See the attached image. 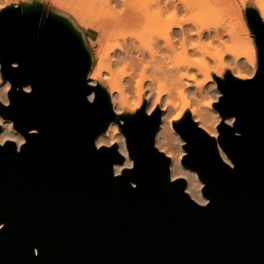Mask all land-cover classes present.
<instances>
[{"label":"water","instance_id":"obj_1","mask_svg":"<svg viewBox=\"0 0 264 264\" xmlns=\"http://www.w3.org/2000/svg\"><path fill=\"white\" fill-rule=\"evenodd\" d=\"M246 15L264 68V22L255 9ZM85 53L59 19L40 20L33 8L0 12V64L11 85L0 114L25 138L19 152L14 141L0 145V264H264V72L217 77V138L190 113L173 124L186 141L182 163L210 198L199 206L153 147L159 109L121 117L135 164L113 177L111 165L124 160L117 145L97 150L92 141L117 117L105 89L88 82Z\"/></svg>","mask_w":264,"mask_h":264},{"label":"clouds","instance_id":"obj_2","mask_svg":"<svg viewBox=\"0 0 264 264\" xmlns=\"http://www.w3.org/2000/svg\"><path fill=\"white\" fill-rule=\"evenodd\" d=\"M24 0H0V9H3L9 3L19 6ZM31 2V0H28ZM42 2V0H41ZM62 8H67L68 12H72L75 17L73 23L77 27L83 26L84 28L89 25L81 19L75 12L72 11V7L68 5H60ZM237 9V17L239 18V24L243 27L245 35L249 32V27L243 18L239 17V9L244 7L241 2L233 5ZM260 10V16L264 17V3L258 4ZM183 19V17H181ZM235 22L228 19H215L210 20L207 23L198 25L195 29L196 39L191 41L186 47L183 39L180 40V46L178 51H174L173 56H168L164 60L166 69H179L180 65H187L188 67H194L201 73V77L197 78V72H190L185 70H178L175 73H169L165 70L160 63H154L156 52L151 48L150 44H145L142 41L143 48H146L149 52L147 58L143 55L142 51H136L135 55L120 56L112 55L109 53L114 49H120L121 44H106L100 48L94 49V56L96 58L95 64L91 67L88 77H90V83L95 86L97 83L106 90L109 94L111 112L115 117H123L125 114H135L138 109H141L143 104L144 116L151 117L153 112L160 106L162 115L161 121H167L168 127H172L173 121L181 119L182 114L186 109L191 110L192 114H195L199 109L207 108L211 109L213 103L218 102L222 96V93L217 89L215 82L208 86V89L202 96H197L195 91L188 92L185 89L189 87V81H194V87L199 88L203 86L207 81L212 80L209 72H215L217 76H222L223 70L228 68L229 65L223 62V57L226 51L232 50V43L230 39L225 37H231ZM202 30H209L207 38L201 39L200 35ZM250 45V54L248 60L251 65V73L248 74L245 79L251 80L255 77L258 71L264 72V68L257 66L255 54L253 51L252 39L249 37L248 41ZM133 47V45H129ZM140 48L141 46H135ZM187 48L196 49L199 55H188ZM162 55L167 56V53ZM205 57H210L215 64L210 65ZM115 62V63H113ZM11 67H16V64H12ZM150 71H146L149 70ZM104 73V74H102ZM237 76L240 73H236ZM125 77L129 78L125 80ZM187 78V79H185ZM147 82V83H145ZM87 86V84H86ZM11 85L3 80L0 75V105L8 107L10 104L9 91ZM24 93H31L30 86L22 89ZM164 97L163 103H161V97ZM85 100L88 103L95 101V93L85 95ZM174 111L168 113L165 110L169 108ZM200 117H197V121ZM236 121V116L233 115L230 119H224L223 123L229 127H232ZM221 124V117L219 112H212L211 118L203 123H198V127L207 133L211 137H216L217 126ZM125 126V119L121 118L118 121L116 119L110 120L102 133L98 134L92 141L94 148L99 150L101 147L111 148L113 144L117 145V152L124 160L121 166L111 165L113 177H119L122 174L123 169L132 170L134 168L135 161L129 155L127 148V140L125 134L121 131V128ZM5 130H13V121L11 118L6 119L5 115L0 114V145H4L6 141H14L15 149L20 151V146L25 144V139L19 133L5 134ZM174 135L171 143L176 146V151L173 152L166 147H163L160 143H153V147L159 152L165 153L169 158H172L171 176L170 179L175 181L178 178L187 179L189 175L195 176L196 174L188 173L186 171H180L177 173V166L180 165V161L186 155L188 151L185 150V139L181 138L175 129H172ZM236 136H240L239 131L234 132ZM219 155L224 157V153L220 152ZM225 161L227 158L225 157ZM229 168H235V164L229 163ZM130 185L135 188L136 183ZM198 188L204 189V184L199 183ZM188 191V189H185ZM210 203V198L202 197L196 198V204L199 206H207ZM5 224L0 221V229H3Z\"/></svg>","mask_w":264,"mask_h":264},{"label":"bare ground","instance_id":"obj_3","mask_svg":"<svg viewBox=\"0 0 264 264\" xmlns=\"http://www.w3.org/2000/svg\"><path fill=\"white\" fill-rule=\"evenodd\" d=\"M75 1H77V3H78V0H75ZM89 1H90L91 10L90 9H89V11L87 10L88 11L87 13L90 15L91 18L95 15V13L93 11H96V8L98 6H99L98 8L101 7V8H104L105 10H107L106 13L108 14V16L111 17V18L99 19L97 21L98 22L97 23L98 24V28H100V27L108 28V29L112 28L115 25V21L122 15V13L124 11L123 14H125L126 12H127V14H129L128 19H127V21L125 23H127V22H132V23L133 22H135V23L139 22L140 23L141 21L142 22L144 21V23H147V25L149 23L148 27L150 28V30H148L147 25H145L144 29L147 28V30H143V31L151 32V30L153 29L152 33L146 32L147 35H149V38H148V36L146 34H145L146 36L142 35L143 31H141V33H139V31H138V33L134 35V38L137 37L139 39L138 42L140 41L139 42V43H141L140 45H139V43H138V45L136 44L137 43L136 42L137 39H135L136 40L135 41L136 42L135 45L133 44L134 42H132L133 38L131 39L132 40L131 43H130V40H129V43L134 46V48L132 47L133 50H132L131 47H129V44H127V45L124 44L126 48L124 47V45H123V47L125 49L123 47H121L118 50L114 49L112 52L109 53V56H112V55H120V56L135 55L136 51H138V50L142 51V53H143V49L144 50L146 49V48H143V46H142V41L145 40V37H147L146 40L148 42L151 41L150 38L151 39L152 38H154V39L156 38L155 39L156 42L155 41H151L150 42V43L155 42V44L152 43V45L154 44L153 46L150 45L151 48L156 52L154 63H160L162 65V67H164L165 70L167 72H169V73H175L178 70L182 71V70H185V68H187V70L190 71V72L199 73L197 69H195L194 67H188L187 65H180L179 69H166V65H164L163 62H164V60H166L168 58V56H173L174 55V51H178L179 50L180 40L181 39H183L184 45L186 47L191 41H193V40H195L197 38L196 34H195V29L197 28L198 25L203 24L201 22H204V21H199L200 20L199 18H198L199 20H197L195 18L196 16L193 18L192 17L193 14L191 15L190 12L191 13H193V12L195 13L197 11V10L196 11H194V10L196 8H198L199 5L201 4L200 0H121L122 3L119 0V2L123 5V8L121 10H117V11H116V9L115 10L113 9L114 7H111V6H115V5H111V3L113 1H115V0H89ZM202 1H206L207 2V0H202ZM208 1L209 2L206 3V4L210 3V8H209V6H208V8L212 11V13H214V11H216V10H219V9L223 8V13L221 15H219V16L221 18H224V19L233 20L231 18V16H230V11H231V8H234L233 5L238 4V3H235L236 1H233V0H208ZM79 2L83 3V1H81V0ZM119 2L117 3V5H119ZM241 2L244 4V7H245V5L247 3H251L258 10L259 15H260V10H259L258 4L264 3V0H240V3ZM152 4L153 5L155 4V6H158V7H156L158 9L154 8L157 14H159V13L162 14L163 12L164 13L165 12L166 13L169 12V13H167V14H169V15H167L169 17L167 19H165V21H164V18H162V17L160 18V21H162V22H160L159 18H156V17H155L156 18V22L155 23L150 20L151 22H153L155 24V26H153L152 25L153 23L151 24L150 21L148 20V17L151 16V13H149V14L147 13L149 8L152 7ZM200 6L202 7L203 4L200 5ZM206 7H207V5H206ZM117 8H119V7H117ZM203 8H204V6H203ZM202 9H201V11H202ZM151 10H153V9H151ZM150 12H152V11H150ZM207 12H209V11H206L205 13H207ZM141 13L143 15L142 17H141ZM146 13L148 14L147 17H146ZM181 13H182V15H180ZM183 14H184V16H183ZM185 14H187V15L185 16ZM156 15L154 13L153 16H156ZM96 16L99 17L98 14ZM180 16L181 17L183 16V19H181ZM143 17H146L148 21L146 20V18H143ZM157 17H160V16L157 15ZM165 17H166V15H165ZM87 18H89V17L87 16ZM150 19H152V16H151ZM217 19H219V17ZM261 19L264 22V17H261ZM153 20L155 21L154 18H153ZM166 20L168 22H167V24L165 26H163V24L166 23ZM121 24H122V22H121ZM150 24H151V26H150ZM155 27H157L158 30L155 31V29H156ZM157 31H159V32H157ZM159 33H160L161 37H160V35L158 37ZM208 33H209V30H202L200 38L201 39L207 38ZM150 34H152V35L156 34L157 37H156V35L154 37L153 36L151 37ZM113 37L114 38L116 37V39H117V36H113ZM124 37L125 36H123L122 38H124ZM140 37H142V39H140ZM249 37H251L250 31L248 32L247 35H245L243 27H241L239 23L235 22V26L233 28L232 36L229 38V39H232V46H233L232 50L231 51H226L225 54H224V57L226 56V54H229V55L233 56V59H235V64L233 65V69L236 70V73H240L239 76H237V75L236 76L238 78H241V79H245L244 77H246L248 74L251 73V65H250L249 60H248V55L250 54V51H251L250 45L248 43ZM158 38H162V40H163V42H161L160 45H159V43H160L159 41H162V40H158V43H157V39ZM251 39H252V37H251ZM146 40L143 43H145V42L147 43ZM120 41L122 42V40H120ZM252 41H254V40L252 39ZM108 42L106 44H108ZM125 42H127V41H125ZM156 43H157V45H156ZM162 44H165V45L163 46ZM136 45L137 46H142V48L140 47L141 50H140V48H136L135 47ZM253 46L256 47L255 42H254ZM161 47H162V49H161ZM145 52H146V54L143 53V55L145 56V58H147L149 53H148L147 50H145ZM163 53H167L168 55L164 56V55H162ZM171 53H172V55H170ZM198 53L199 52L196 49L187 48V54L188 55H197ZM224 57H223V59H224ZM205 59L208 60L209 64H210V62H212V59L210 57H205ZM255 59H256V63H257V52H255ZM113 63H115V62H113ZM150 70L151 69L146 70V71H150ZM243 71H245V72H243ZM209 75L212 77V80L207 81L203 86H201L199 88H196V87L192 88L193 86L191 85V83L189 81V87L186 88L185 90L188 91V92L195 91L197 96H202L205 93V91L208 89V86L211 83L215 82L214 79H213V76H212V72H209ZM126 78L127 77H125V80L129 79V78L128 79H126ZM185 79H187V78H185ZM4 81H6L7 83L10 84L8 79L4 80ZM88 82L90 83V77H88ZM209 82H211V83L208 85ZM92 93H93V91L90 92V94H92ZM162 98H163V96L161 97V102L163 103L164 99H162ZM214 111L217 112L213 108L207 110V112L201 111L199 109L194 114L195 115L194 119L197 120V117H200V120L197 121V122L198 123H203L206 120L211 118V114ZM165 112L170 113L171 112L170 108L165 110ZM226 119H230V118H226ZM172 129H175L173 125H172L171 128H169L168 124H167V121H161L160 126H159V128L157 130V133H156L155 143H160L163 147H166L169 150L175 152L176 151V146L171 143L172 137L174 135ZM175 132H176V130H175ZM16 133H19V132L14 127H13V130H11V131L5 130V134H16ZM217 133H218V129H217ZM19 134L22 135L21 133H19ZM217 137H218V135L215 138H217ZM220 152H223L224 153V157L223 158L225 159V157H226L227 161L231 163L230 159L226 156L225 152L221 148H220ZM122 163L123 162L115 163L114 165L122 167ZM171 165H172V158H171V163H170V173H171ZM180 171H186V172H188L190 174L194 172L196 174L195 176L189 175V177L186 179V189H188L187 192L190 194V196L192 198H194L195 200H196L197 197H202V198L207 199V197H205L203 195V193L201 192V188H198V184L199 183H203L202 180L199 178L198 173L195 170H193V169H191L189 167H186L181 161H180V165L177 166V173H179Z\"/></svg>","mask_w":264,"mask_h":264},{"label":"rangeland","instance_id":"obj_4","mask_svg":"<svg viewBox=\"0 0 264 264\" xmlns=\"http://www.w3.org/2000/svg\"><path fill=\"white\" fill-rule=\"evenodd\" d=\"M74 1V2H73ZM80 0H78V3H77V1H75V0H42V2H41V0H31V2L29 3L28 2V0H24V2L23 3H20L19 4V6H16V5H14V4H12V3H9L8 5H6V7H4L3 9H0V12H2L3 10H5V9H8V8H19V11L21 12V13H23V11L25 10V9H29V8H33V9H35V10H38L39 12H40V20H42V19H47V18H56V19H59V20H61V21H63V22H65L68 26H70V28L76 33V34H78V36L80 37V39H81V41H82V43H83V45H84V47L86 48V51H87V53H88V55H89V59H90V64H89V68H88V72H87V75H86V77H87V80H88V73L90 72V70H91V67L95 64V62H96V58H95V56H94V49H96V48H100L103 44L104 45H106V43L108 42V45L109 44H114V43H118L119 42V44H121L122 42V46L121 47H123V45L125 44V45H127V44H129V45H132V44H130L131 43V39L133 38V41L132 42H134L133 44L135 45V43L138 45V43L140 42H138V38L136 37V38H134V35L135 34H137L138 33V31H139V33H141V31H143V30H147V28L146 29H144L145 28V25H147V23H144V21L142 22H138V23H135V22H127V23H124V24H120V23H118V24H116V21H115V25L112 27V28H110V29H108V28H103V27H100V28H98V20L99 19H103V18H111L110 16H108V14L106 13V11L107 10H105L104 8H96V11H93L94 13H95V15L91 18L90 17V15L87 13L88 11H89V9L91 10V8H90V1L89 0H81V1H83V3L82 2H79ZM118 2H119V0H117ZM116 0L115 1H113L112 3H111V5H115V6H111V7H114L113 9L115 10L116 9V11L117 10H121L122 8H123V5L121 4L122 2H121V0H120V2H119V5H117V2ZM233 1H236L235 3H240V0H233ZM232 1V2H233ZM76 2V3H75ZM200 2H201V4L200 5H202L203 4V6H204V8H203V6L201 7L200 5H199V7L198 8H196L194 11H196L195 13L193 12V13H191L190 12V14L192 15V17L194 18L195 16V18L197 19V20H199V21H204V22H201V23H205L206 21L207 22H209L210 20H215V19H217L218 17H219V19L221 18L219 15H221L222 13H223V8H221V9H219V10H216V11H214V13H212V11L209 9L210 8V3L209 4H206V3H208L209 1L207 0V2L206 1H202V0H200ZM205 2V3H204ZM80 3V4H79ZM83 5H82V4ZM114 3V4H113ZM116 3V4H115ZM207 5V7H206V5ZM60 5H68V6H71L72 7V11L73 12H75L76 13V15H78L81 19H83L88 25H89V27H87V28H84L83 26H80V27H77V25L75 24V23H73V20L75 19V17L72 15V12H68V14L67 15H65L64 13L65 12H67V8H62V7H60ZM87 6V7H86ZM154 6V7H153ZM208 6H209V8H208ZM117 7H121L120 9L119 8H117ZM156 7H158V6H155V4L153 5L152 4V7L151 8H149V10H148V14L149 13H151V16H152V19H150L151 18V16H149L148 17V20L150 21H153L154 23L156 22V18H159V21H160V18L162 17V18H164V21H165V19H167L169 16H167V15H169V14H167V13H169V12H163L165 15H166V17H165V15L162 13H159V14H157L156 13V11H155V9L154 8H156ZM201 7V8H200ZM88 8V9H87ZM108 8V7H107ZM106 8V9H107ZM200 8V9H199ZM203 8V9H202ZM208 8V9H207ZM104 9V10H103ZM151 9H153V10H151ZM156 9H158V8H156ZM201 9H202V11H201ZM206 9V10H205ZM247 9H255V10H257L251 3H247L246 5H245V7L244 8H240L239 9V17H241V18H243L244 19V21L246 22V24H247V26L249 27V31H250V34H251V37H252V39L254 40V42H255V45H256V52H257V66H259V63H258V49H257V44H256V41H255V35H254V33H253V31L251 30V28H250V26H249V22H248V18H247V15H246V11H247ZM88 10V11H87ZM200 10V11H199ZM204 10V11H203ZM150 11H152V12H150ZM199 11V12H198ZM206 11H209V12H207V13H205ZM258 11V10H257ZM112 12V11H111ZM155 13V15L157 14V15H159L160 17H157V15L156 16H153L154 15V13ZM161 12V11H160ZM146 13V17L148 16V14ZM259 13V12H258ZM91 14V13H90ZM98 14V16L99 17H97L96 15ZM153 14V15H152ZM162 16H161V15ZM188 14V13H187ZM187 14H185V16L187 15ZM189 14V15H190ZM92 15V14H91ZM129 15V14H128ZM128 15L126 16V17H128ZM180 15H182V13L180 14ZM87 16L89 17V18H87ZM143 15H142V13H141V17H142ZM183 16H184V14H183ZM182 16V17H183ZM230 16H231V18L233 19V21H235L236 23H239V18L237 17V9L234 7V8H231V11H230ZM97 17V18H96ZM146 17H143V18H146ZM156 17V18H155ZM153 18L155 19V21L153 20ZM180 18H181V16H180ZM199 18V19H198ZM89 19V20H88ZM143 20V19H142ZM146 20H147V18H146ZM145 20V21H146ZM147 20V21H148ZM158 20V19H157ZM163 20V19H162ZM150 21V23L152 24L153 22H151ZM160 22H162V21H160ZM167 20H166V23H162L163 24V26H165L166 24H167ZM206 22V23H207ZM152 24L153 26H155V24ZM151 24H150V26H151ZM161 24V25H162ZM148 25H149V23H148ZM148 25H147V27H148ZM154 28V27H153ZM156 29H155V31L156 30H158L157 29V27H155ZM148 30H150V28L148 27ZM153 30V29H152ZM152 30H151V32H148V31H143L142 33V35H147V33L146 32H148V33H152ZM161 30V29H160ZM145 32V33H144ZM154 32V31H153ZM157 32H159V31H157ZM122 35V36H121ZM141 35V34H140ZM145 35V36H146ZM156 35V34H155ZM154 34L152 35V34H150V36L152 37H154L155 36ZM159 35H160V33L158 34V37H159ZM112 36V37H111ZM113 36H117V39H116V37L114 38ZM123 36H125L124 38H122ZM132 36V37H131ZM148 36V38H149V35H147ZM110 37V38H109ZM143 37V36H142ZM142 37H140V39H142ZM156 37H157V35H156ZM160 37H161V35H160ZM226 39H229V37H225ZM135 39H137V41L135 40ZM147 39V37H145V40ZM156 39V38H155ZM155 39L154 38H150V40L151 41H155ZM205 39V38H204ZM118 40V41H117ZM120 40H122V42L120 41ZM127 41V42H125V41ZM129 40H130V43H129ZM145 40H143V42L145 41ZM149 40V39H148ZM149 40V41H150ZM158 40H162V38H158L157 39V43H158ZM106 41V42H105ZM136 41V42H135ZM147 41V40H146ZM150 41V42H151ZM230 41H231V43H232V39H230ZM150 42H148L147 41V43L146 44H149ZM156 42V41H155ZM155 42H152V43H154L155 44ZM160 43H159V45L161 44V42H163V40L162 41H159ZM152 43H150V45L151 46H153L152 45ZM157 43H156V45H157ZM165 43V42H164ZM141 43H139V45H140ZM125 45H124V47H125ZM136 45V46H137ZM155 45V46H156ZM158 45V46H159ZM163 46L165 45V44H162ZM161 45V46H162ZM123 47V48H124ZM126 48V47H125ZM124 48V49H125ZM132 48V47H131ZM133 48H134V46H133ZM133 48H132V50H133ZM141 48H142V46H141ZM141 48H140V50H141ZM161 49H162V47H161ZM118 50V49H117ZM135 50V49H134ZM145 50H147V49H145ZM145 50L143 49V53H145L146 54V52H145ZM120 51V50H119ZM148 51V50H147ZM149 53V52H148ZM148 55V54H147ZM170 55H172V53L170 54ZM197 55H199V53L197 54ZM223 62L224 63H226V64H228L229 65V67L228 68H225L224 70H223V74H222V76H217V74L215 73V72H212V76H213V79H214V81H215V83L217 84V90L218 91H220L221 92V89H220V87H219V84H218V81H217V77L218 78H220V79H223V80H225V76H226V74L228 73V72H230V73H232V75L234 76V77H236V78H238L237 76H236V70H234L233 69V65L235 64V59H233V56H231V55H229V54H226V56L224 57V59H223ZM216 63V61H213L212 60V62H210V65H213V64H215ZM195 71V70H194ZM243 72H245V71H243ZM104 74V73H103ZM0 75H2V77H3V80H7V79H4V75H3V72H2V69H1V64H0ZM201 75L202 74H200V73H197V78L199 79L200 77H201ZM126 79H128V78H126ZM239 79H241V78H239ZM147 83V82H146ZM190 83H191V85L193 86L192 88H194V81H190ZM211 82H209L208 83V85L210 84ZM106 91V90H105ZM222 93V92H221ZM108 94V93H107ZM109 95V94H108ZM162 99H164V97L162 98ZM162 103V102H161ZM141 108H143V104H142V107ZM212 108L214 109V110H216L217 112H219L218 111V109H217V107H216V102L215 103H213V105H212ZM211 108V109H212ZM157 109H159L160 110V106L158 105L157 106ZM156 109V110H157ZM138 110H140V109H138ZM137 110V111H138ZM201 111H204V112H207V110H209V109H207V108H202V109H200ZM170 111L172 112V111H174V109H172L171 107H170ZM161 112V111H160ZM188 113H190V115L192 116V118L194 119V114H192L191 113V110H190V108L189 109H186L185 111H184V113L182 114V117H181V119L180 120H182L183 118H184V116L186 115V114H188ZM220 114V113H219ZM126 115V114H125ZM161 115H162V113H161ZM220 117H221V115H220ZM117 121L119 120V119H121V117H117V118H115ZM180 120H178V121H180ZM195 120V119H194ZM195 121H197V120H195ZM174 122H176V121H173L172 122V125L174 124ZM174 126V125H173ZM218 127V126H217ZM218 129V128H217ZM176 130V129H175ZM121 131H122V129H121ZM177 132V131H176ZM182 138V137H181ZM183 139V138H182ZM181 162H182V160H181ZM203 182V181H202ZM204 184V183H203ZM201 192H202V189H201Z\"/></svg>","mask_w":264,"mask_h":264},{"label":"crops","instance_id":"obj_5","mask_svg":"<svg viewBox=\"0 0 264 264\" xmlns=\"http://www.w3.org/2000/svg\"><path fill=\"white\" fill-rule=\"evenodd\" d=\"M123 13H124V11H123ZM122 13V15L116 20V24H118V23H120L121 24V22H122V24H124L126 21H127V19H128V17H126L128 14H127V12L125 13V14H123ZM129 16V15H128Z\"/></svg>","mask_w":264,"mask_h":264},{"label":"snow or ice","instance_id":"obj_6","mask_svg":"<svg viewBox=\"0 0 264 264\" xmlns=\"http://www.w3.org/2000/svg\"><path fill=\"white\" fill-rule=\"evenodd\" d=\"M252 44L254 45V41H252ZM253 51H254V54H255V52H256V47L255 46L253 47ZM85 54H86V57H87V53H85Z\"/></svg>","mask_w":264,"mask_h":264}]
</instances>
